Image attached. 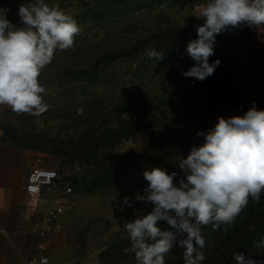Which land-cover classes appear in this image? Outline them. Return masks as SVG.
Instances as JSON below:
<instances>
[{
	"label": "rangeland",
	"instance_id": "1",
	"mask_svg": "<svg viewBox=\"0 0 264 264\" xmlns=\"http://www.w3.org/2000/svg\"><path fill=\"white\" fill-rule=\"evenodd\" d=\"M27 2L0 0V7L9 8L7 18L20 26L18 7ZM46 3L58 4L73 16L81 32L75 48L57 50L39 77L47 90L48 111L35 117L10 110L6 133L20 147L35 149L72 184L73 191L62 196L65 228L80 263L135 264L124 224L152 210L150 202L135 200L148 186L143 172L154 167L175 171L178 183L184 177L179 163L204 143L198 131L206 132L218 117L242 116L253 102L264 109V102L241 96L218 66L212 76L195 84L194 78L181 74L195 64L186 53L200 26L192 0ZM151 48L166 58H147ZM214 61L215 55L209 63ZM125 120L145 129L122 134ZM125 197L131 207L123 204ZM242 216L264 220L260 201L250 199L234 224L221 226L226 232L204 227L202 264H215L237 245ZM158 226L173 230L166 222ZM119 238L125 241L112 245ZM243 255L264 261V247L255 244ZM165 259L166 264H184L183 250L176 247Z\"/></svg>",
	"mask_w": 264,
	"mask_h": 264
},
{
	"label": "clouds",
	"instance_id": "2",
	"mask_svg": "<svg viewBox=\"0 0 264 264\" xmlns=\"http://www.w3.org/2000/svg\"><path fill=\"white\" fill-rule=\"evenodd\" d=\"M9 11L0 7V106L16 115L40 117L50 105L39 77L57 50L75 48L81 29L73 16L46 0L19 5L20 26L7 18ZM195 11L194 16L204 21L186 47L195 64L181 69V74L200 81L220 64L219 59L209 63L217 35L244 24L264 26V0H205ZM146 56L156 62L166 58L154 48L147 49ZM196 135L203 136L204 143L179 163L184 177L178 183L175 171L169 174L154 167L143 172L148 186L135 200L150 202L152 210L124 224L135 264H166V256L176 247L183 250L184 264H202L204 227L226 232L221 226L234 224L249 200L258 203L264 193V109L258 110L253 102L242 116L218 117L213 127ZM123 204L132 206L127 197ZM160 222L173 230H162ZM255 243L264 247V238ZM233 258L237 264H264L242 253ZM39 264H48L47 258L41 257Z\"/></svg>",
	"mask_w": 264,
	"mask_h": 264
},
{
	"label": "crops",
	"instance_id": "3",
	"mask_svg": "<svg viewBox=\"0 0 264 264\" xmlns=\"http://www.w3.org/2000/svg\"><path fill=\"white\" fill-rule=\"evenodd\" d=\"M192 2L196 10L205 0ZM198 22L202 25L204 21ZM214 48L231 70L230 79L238 93L264 102V26L223 32L216 36ZM9 111L8 106H0V264H27L37 250L49 254L50 264H81L65 227L59 233L39 234L44 212L63 198L49 196L47 203L34 209L26 183L38 156L35 149L20 147L8 137L4 122ZM61 219L65 226V212Z\"/></svg>",
	"mask_w": 264,
	"mask_h": 264
},
{
	"label": "built area",
	"instance_id": "4",
	"mask_svg": "<svg viewBox=\"0 0 264 264\" xmlns=\"http://www.w3.org/2000/svg\"><path fill=\"white\" fill-rule=\"evenodd\" d=\"M247 27L248 25L246 24L241 25L239 28L229 27L225 32L237 33ZM191 82L195 84L196 79H192ZM72 191V184L63 178L61 170L57 166L45 164L41 156L36 158V163L30 169L26 183V192L32 197L35 210H38L41 205L47 203L49 196L56 195L63 198L62 196L68 195ZM65 209L66 206L63 200L58 202L54 207L48 208L44 212L45 222L40 225L39 234L46 236L49 232L53 234L62 232L65 226L61 215L65 212ZM41 257H46L48 264H50L51 258L45 250L33 252L29 256L27 264H39Z\"/></svg>",
	"mask_w": 264,
	"mask_h": 264
},
{
	"label": "trees",
	"instance_id": "5",
	"mask_svg": "<svg viewBox=\"0 0 264 264\" xmlns=\"http://www.w3.org/2000/svg\"><path fill=\"white\" fill-rule=\"evenodd\" d=\"M126 1L127 0H116V2L118 3H125ZM214 55H215V61L217 59L220 60V64L218 65V67L221 68V70L226 73L228 78V83L232 84L230 79L231 70H229L225 66L221 54L218 51H216L215 48H214ZM144 129L145 126L139 122L125 120L123 121V129L121 133L125 135H131ZM133 171H138V170H133ZM260 204L264 208V194L261 195ZM239 233H240V238L237 245L231 251L225 253L223 257L218 259V261H216L215 264H231L235 260L233 258L235 253L244 254L245 252L252 250L255 247L256 244L255 242L258 239L264 237V220L242 216V222L239 227ZM124 241H125L124 238H119L118 240L113 242L112 245H118V244L120 245Z\"/></svg>",
	"mask_w": 264,
	"mask_h": 264
}]
</instances>
